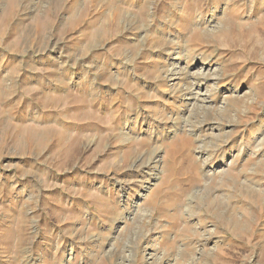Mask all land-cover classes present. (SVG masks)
<instances>
[{
	"label": "rangeland",
	"instance_id": "rangeland-1",
	"mask_svg": "<svg viewBox=\"0 0 264 264\" xmlns=\"http://www.w3.org/2000/svg\"><path fill=\"white\" fill-rule=\"evenodd\" d=\"M0 264H264V0H0Z\"/></svg>",
	"mask_w": 264,
	"mask_h": 264
}]
</instances>
